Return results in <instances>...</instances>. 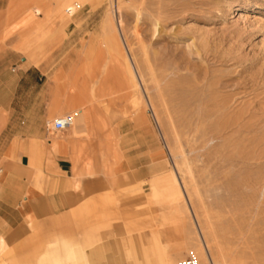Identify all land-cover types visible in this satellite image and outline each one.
<instances>
[{
  "label": "rangeland",
  "instance_id": "374dc122",
  "mask_svg": "<svg viewBox=\"0 0 264 264\" xmlns=\"http://www.w3.org/2000/svg\"><path fill=\"white\" fill-rule=\"evenodd\" d=\"M24 69L63 108L49 123L90 118L73 163L107 187L79 206L75 237L3 246L0 264H176L188 251L204 264L181 191L213 264H264V0H0V71ZM159 160L170 188L151 200V177H131Z\"/></svg>",
  "mask_w": 264,
  "mask_h": 264
},
{
  "label": "crops",
  "instance_id": "0c3cea01",
  "mask_svg": "<svg viewBox=\"0 0 264 264\" xmlns=\"http://www.w3.org/2000/svg\"><path fill=\"white\" fill-rule=\"evenodd\" d=\"M26 15L33 16L28 24L35 20L34 10H26ZM36 77L30 69L13 76L0 71V250L4 246L30 254L37 253L39 237L46 244L75 237L72 223L79 206L107 187L94 172L86 175L82 167L73 163L80 143L73 135H81L72 124L75 116L69 115L72 134L68 128L49 137L48 118L60 114L63 108L55 112L54 107H49L46 91L32 84ZM91 123L85 117L86 129ZM153 164L131 177H151V200L163 191L169 193L170 188L161 186V160ZM129 169V163H121L114 175L118 177ZM148 255L145 250L147 261Z\"/></svg>",
  "mask_w": 264,
  "mask_h": 264
},
{
  "label": "bare ground",
  "instance_id": "6f19581e",
  "mask_svg": "<svg viewBox=\"0 0 264 264\" xmlns=\"http://www.w3.org/2000/svg\"><path fill=\"white\" fill-rule=\"evenodd\" d=\"M77 8H78V5L77 4H68L64 9H63V12H64V15H65V17L66 18H70V17H72L73 15H74V13H75V11L77 10ZM38 15V14H37ZM27 17L28 18H30V16L29 15H27ZM66 18L64 19V20H66ZM31 19V18H30ZM29 19V20H30ZM63 20V21H64ZM40 24V23H39ZM112 26L110 25V27H109V30L108 31H105L104 32V37H105V39H107L108 37H109V35H110V33H111V31H112ZM115 30H116V32H114V33H118V29H117V26L115 27ZM116 35V34H115ZM115 37H117V36H115ZM108 40H110L109 38H108ZM115 41V40H114ZM113 44H114V42H113ZM112 44V45H113ZM116 45V44H115ZM115 45H113V46H115ZM109 47V46H108ZM116 47H118L119 48V46H116ZM110 49V48H109ZM114 49V48H113ZM118 50V49H117ZM111 51V50H110ZM121 51V50H120ZM120 51H119V53H120ZM110 53V52H109ZM115 53V52H114ZM116 54V53H115ZM116 56H118L117 54H116ZM120 56H121V54H120ZM125 60V59H124ZM72 83V82H71ZM75 84H76V82H75ZM75 84H73L71 87L72 88H76L75 86L77 85H75ZM71 89V88H70ZM69 90V89H68ZM71 91V90H70ZM69 91V92H70ZM71 101L73 102V101H75V98H74V96H71ZM77 114L79 115L78 117H74V119H73V122H72V124L74 125V128L75 129H78V128H84L86 125H85V115L81 112V108H80V110H78L77 111ZM63 118V117H62ZM58 119H61V118H58ZM57 120V119H56ZM181 193H182V195H183V197H184V200L186 201V204L188 205V211H189V214H190V216H191V219H192V221H193V224H194V227H195V230H196V232H197V234H198V240H199V256H200V258L202 259V263H204V264H213V259L211 258V255H210V253L207 251V248H206V246H205V244H204V242H203V239H202V237H201V232H200V229H199V227L201 226V225H199V223H197V217L195 218V215L193 214V211H192V209H191V207L189 206V204H188V202H187V199L185 198V196H184V194H183V191H181ZM201 224V223H200ZM203 228V227H202ZM206 230V229H205ZM203 233V232H202ZM197 246V245H196ZM188 252H192V253H194L193 251H188ZM196 252H197V250H196ZM198 253V252H197ZM195 254V253H194ZM221 257V256H220Z\"/></svg>",
  "mask_w": 264,
  "mask_h": 264
},
{
  "label": "built area",
  "instance_id": "2783aa9c",
  "mask_svg": "<svg viewBox=\"0 0 264 264\" xmlns=\"http://www.w3.org/2000/svg\"><path fill=\"white\" fill-rule=\"evenodd\" d=\"M71 125V117L65 115L61 119L54 120L52 123L47 125V130L50 132H62L68 129ZM176 264H201L196 254L188 252L182 258H180Z\"/></svg>",
  "mask_w": 264,
  "mask_h": 264
}]
</instances>
